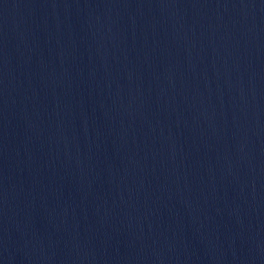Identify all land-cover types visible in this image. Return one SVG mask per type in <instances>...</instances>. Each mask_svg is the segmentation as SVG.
Listing matches in <instances>:
<instances>
[{"label": "water", "instance_id": "obj_1", "mask_svg": "<svg viewBox=\"0 0 264 264\" xmlns=\"http://www.w3.org/2000/svg\"><path fill=\"white\" fill-rule=\"evenodd\" d=\"M0 264H264V0H0Z\"/></svg>", "mask_w": 264, "mask_h": 264}]
</instances>
